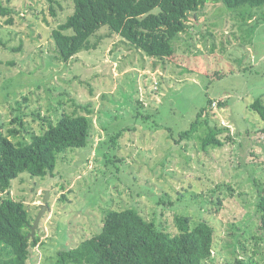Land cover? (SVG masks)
Listing matches in <instances>:
<instances>
[{
  "label": "rangeland",
  "instance_id": "374dc122",
  "mask_svg": "<svg viewBox=\"0 0 264 264\" xmlns=\"http://www.w3.org/2000/svg\"><path fill=\"white\" fill-rule=\"evenodd\" d=\"M0 2L12 10L0 12L2 132L18 129L10 139L30 141L63 114L88 110L93 124L87 145L58 153L53 175L12 181L32 224L48 191L27 264H54L57 250L98 234L105 213L125 207L170 232L176 214L209 221L216 246L202 264H264L256 211L264 121L250 109L264 103V5L206 0L170 59L148 57L102 26L90 37L95 47L63 62L51 34L74 0L53 9L48 0ZM209 100L201 120L227 129L217 135L224 145L203 148L207 126L193 124Z\"/></svg>",
  "mask_w": 264,
  "mask_h": 264
},
{
  "label": "trees",
  "instance_id": "16d2710c",
  "mask_svg": "<svg viewBox=\"0 0 264 264\" xmlns=\"http://www.w3.org/2000/svg\"><path fill=\"white\" fill-rule=\"evenodd\" d=\"M48 1L53 9L57 0ZM212 1L230 9L264 5V0ZM205 3L206 0H74L73 12L53 29L51 36L63 62L95 47L90 37L102 26L148 57L170 59L175 54L173 41L186 31L190 13ZM0 12L9 14L12 10L0 2ZM12 21L9 17L6 23ZM211 104L209 100L193 124L207 126L201 139L203 148L224 145L217 135L227 129L212 126L207 118L201 120ZM250 109L264 121L261 99L251 103ZM92 125L89 110L85 114H63L41 133H31L30 141L15 142L10 135L18 133V129H9L6 134L0 124V264H27L31 248L40 242L37 231L33 237L28 236L31 217L25 202L10 195L12 181L24 172L31 177L53 175L58 153L87 145ZM256 211L264 230V189L258 193ZM174 226L175 232L167 231L136 207L109 209L98 234L75 247L59 249L51 257L54 264H202L211 257L216 233L209 221L201 218L194 222L188 215L176 214Z\"/></svg>",
  "mask_w": 264,
  "mask_h": 264
},
{
  "label": "water",
  "instance_id": "95a60500",
  "mask_svg": "<svg viewBox=\"0 0 264 264\" xmlns=\"http://www.w3.org/2000/svg\"><path fill=\"white\" fill-rule=\"evenodd\" d=\"M47 197H48V191H45L43 202L40 204V211L37 214L33 224L30 226L31 231L28 234V236H30V237H33L35 231L38 230V225H39L40 219H41V217L45 211V207H46L45 202L47 201Z\"/></svg>",
  "mask_w": 264,
  "mask_h": 264
},
{
  "label": "built area",
  "instance_id": "2783aa9c",
  "mask_svg": "<svg viewBox=\"0 0 264 264\" xmlns=\"http://www.w3.org/2000/svg\"><path fill=\"white\" fill-rule=\"evenodd\" d=\"M216 104V103H215Z\"/></svg>",
  "mask_w": 264,
  "mask_h": 264
}]
</instances>
